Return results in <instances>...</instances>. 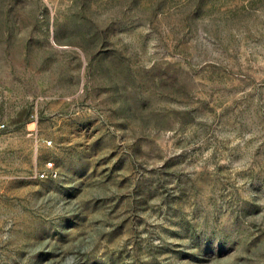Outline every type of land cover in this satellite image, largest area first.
I'll list each match as a JSON object with an SVG mask.
<instances>
[{
    "label": "rangeland",
    "instance_id": "374dc122",
    "mask_svg": "<svg viewBox=\"0 0 264 264\" xmlns=\"http://www.w3.org/2000/svg\"><path fill=\"white\" fill-rule=\"evenodd\" d=\"M0 264H264V0H0Z\"/></svg>",
    "mask_w": 264,
    "mask_h": 264
},
{
    "label": "built area",
    "instance_id": "2783aa9c",
    "mask_svg": "<svg viewBox=\"0 0 264 264\" xmlns=\"http://www.w3.org/2000/svg\"><path fill=\"white\" fill-rule=\"evenodd\" d=\"M41 177H42V178H45V174H41Z\"/></svg>",
    "mask_w": 264,
    "mask_h": 264
}]
</instances>
